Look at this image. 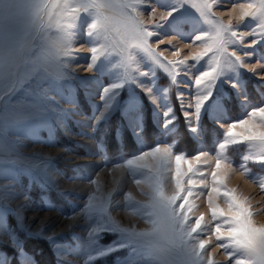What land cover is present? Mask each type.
<instances>
[{
  "label": "snow or ice",
  "instance_id": "1",
  "mask_svg": "<svg viewBox=\"0 0 264 264\" xmlns=\"http://www.w3.org/2000/svg\"><path fill=\"white\" fill-rule=\"evenodd\" d=\"M230 2L233 5L230 11L224 7L219 9L222 14L230 17L225 23L216 18L214 6ZM186 5L195 8L199 18L189 12ZM237 9L240 14L236 19L242 21L251 17L259 25L258 32L256 26L250 29H236L232 26V14ZM145 11L148 12L149 22L155 20L159 13V22L153 23L151 28L146 27L141 19ZM54 12L62 18V23L58 24L62 34L55 41L37 43V38L45 27V17L50 22ZM82 13L84 15H81ZM186 14L191 20L185 18ZM81 27L83 35L87 37L85 44L91 52L87 67L95 71L97 79L109 77V82L102 87L100 96L103 110L97 109L99 115L93 113V133L101 123H107L115 112L121 110L120 90L126 85L129 89H132L133 84L140 87L147 92L153 103L158 95L166 93L167 89L157 87L154 67H137L138 75H132V63L139 66L150 62L164 68L171 76V83L179 84L183 81L176 80L173 68L183 65L185 75L191 76V69L197 67L209 52L212 55L206 61L207 67L198 68V74L194 77L195 93H178L185 118V129L189 138L200 144L209 131L206 121L226 126L223 133L225 139L218 145L219 150L214 157L215 166L210 173L212 187L207 197L208 208L212 219L217 221L210 232L206 225H202L203 214L194 219L189 215L194 208V204L189 203V197H198L203 193H194L191 187L186 189L182 180V177L193 171L194 161H200L202 156L210 155L208 151L199 149L190 159L184 154L185 150L179 154L174 153L176 145L180 142L177 135L172 143L161 139L149 150L142 149L138 154L123 158L116 164H110L107 155H103L101 158L105 162L104 168L110 171L124 166L132 169L137 161H144L147 157L158 162L157 172L148 176L145 181L136 179V172L133 170L134 183L138 187L142 183L148 185L149 191H141L146 197V202L136 200L131 192L123 194L122 205L119 200L109 199L112 207L131 211L143 218L150 228L137 231L135 228L121 227L113 220L109 207L104 203H94L95 197L90 195L84 207L79 209V212L90 219L89 253L85 264H92L96 257H104L121 250H126L123 258L117 257L122 260V264H213L210 256L205 259L208 240L202 237L206 232L221 242L217 247L225 250V255L232 264H264V224L255 222L256 212L261 210H253L249 198L236 195L235 189L220 187L226 175L221 172L224 167L233 171L240 169L250 181L258 183L264 190V176L252 175L247 166V162L253 159L264 166V91L260 93L259 106L250 107L248 78L241 72V69H247L254 77L264 80V47H254L264 43V0H252L248 3L241 0H199V3L195 0H0V177L9 181L0 185L6 193L0 195V224H3L7 214L14 212L18 220H22L18 210L8 206L10 201L20 195L26 200L29 199L27 192L16 182L18 175L27 174L33 182L45 187H59L52 179L54 158L26 156L22 148L24 139L29 133L34 136L36 127L46 125L52 120L63 125L71 115L77 114V86L71 81H77L78 86L85 91L89 88V80L75 75L72 71L74 61L80 59L75 55L79 51L75 43ZM245 35H258L260 39H253L244 44ZM169 36V44L172 40H179L191 47L189 41H202L200 46L203 52L191 57L196 64L187 65V57L177 61L173 67H169L173 65L172 61L164 64L161 59L163 52L157 53L152 45L164 43L165 38ZM153 37L156 39L153 40ZM231 45L252 47L253 50L240 52L239 47H234L229 51ZM50 47L56 50L55 71L52 72L40 62ZM172 55L179 56V49L172 51ZM252 57H255V60ZM258 68L261 71H257ZM120 69H123V72L119 71ZM141 76L149 79L141 80ZM225 84L231 85L235 92L225 95ZM21 88L25 94L14 103L12 97ZM256 88L260 91L264 89V84H258ZM135 95L134 91L131 92V96ZM185 95L194 96V104L190 99L185 106ZM233 95L242 109V115L236 119H231L228 114V102ZM61 101L69 107H63ZM160 107L163 109L162 114L155 108L152 109L155 125L160 128L159 135L167 137L174 131L178 133V129L169 127L176 119L172 107L167 103L161 104ZM129 112L134 115L129 116ZM122 115L128 121L132 137L135 141L143 143L146 123L142 106H125ZM237 128L244 131L234 132ZM117 134L120 137L119 129ZM230 142H258L252 146L260 154L255 158L244 155L239 165L233 164L223 152ZM49 143L51 145V141ZM98 147L102 148L103 145L99 144ZM173 160L172 179L175 190L169 193L166 191L163 170L171 168ZM182 163L188 164L187 172L182 170ZM149 171L151 172V169ZM197 171L199 175H204L202 171ZM261 171H264V168ZM77 179L78 176L67 177L69 183ZM89 183L96 184L97 181L90 179ZM193 183V179L189 177L187 184ZM221 191L226 198V210L213 203L211 193L219 195ZM38 210H51V207L45 202L44 208ZM64 215L65 218L71 219L76 213ZM101 233L117 235L110 244L99 245ZM8 238L17 249L19 264H24L25 254L11 231H8ZM47 238L54 246L58 244L53 236ZM0 264H8V258L0 257Z\"/></svg>",
  "mask_w": 264,
  "mask_h": 264
},
{
  "label": "rangeland",
  "instance_id": "2",
  "mask_svg": "<svg viewBox=\"0 0 264 264\" xmlns=\"http://www.w3.org/2000/svg\"><path fill=\"white\" fill-rule=\"evenodd\" d=\"M199 3V0H195ZM241 2L248 3L252 0H241ZM232 3L220 5L219 3L214 6L216 11V18L227 23L230 17L227 14H222L219 9L224 7L228 11L232 8ZM189 12H191L196 18H199V13L191 5H186ZM240 14V10L232 14V26L236 29L252 28L256 26L257 32L259 31V25L251 17H246L240 21L236 19ZM81 15H84L83 13ZM186 19L191 20V17L186 14ZM145 26L151 28L153 23L159 22V13L155 20L149 22L148 12L145 11L141 17ZM62 23V18L53 13L52 19L49 22L45 17V27L37 38V43L55 41L62 33L58 26ZM175 23V21H173ZM207 27V26H205ZM164 31V29H160ZM153 40L156 37L152 38ZM171 37H166L164 43L153 44V48L159 52H163L164 64L167 65L168 61H172L173 67L179 60H184L187 57L185 63L187 65L196 64V61L191 57L198 53L203 52V48L200 46L202 41L191 40L192 46H187L186 43L179 40H172L169 44L168 40ZM239 39V37H237ZM253 39L259 40L260 37L256 36H244V44L250 43ZM87 37L83 35V28L81 27L80 35L76 39L75 47L79 49L75 53L80 57L79 60L74 61V67L72 71L75 75L88 79L89 88L87 91L78 86L77 81H71L73 85H76L75 98L78 102V108L76 113L71 115L63 125L57 123L55 120L49 121L46 125L38 126L34 129V136L29 133L28 137L24 139V146L22 148L23 153L26 156H39L41 158L52 157L54 158L52 169V179L55 180L59 187H53L48 185L42 186L37 182H33L32 178L27 175H18L16 182L27 192L29 199H24L23 195L14 199L8 203V206L14 210H18L19 216L22 220H18L17 214H7L4 218L3 224H0V257L6 256L8 258V264H19L17 258V249L12 241L8 238V231H11L19 244V247L24 252V264H85L89 253V224L90 219L84 213L79 212V209L83 208L90 195H94V203H104L109 207L113 220L121 227L135 228L137 231H143L150 228V225L145 222L143 218L133 214L131 211L118 210L109 204V199L119 200L120 204L124 203L123 194L131 192L136 200L141 203L146 202V197L141 194V191H149L148 185L142 183L139 187L134 183L133 170L136 172V179L145 181L148 176L154 175L158 170V162L147 157L144 161H137L136 165L130 169L128 166L113 168L111 171L108 168H104V160L101 158L103 155H107L110 164H116L123 158H131L134 154H138L142 149L149 150L151 146L158 143L161 139L166 140L167 143H172L173 139L179 135L180 142L176 145L174 153L179 154L182 150L184 154L190 159L199 149H203L210 153L209 156H202L200 161H194L192 164L193 171L188 173L187 176L182 177L185 182L184 186L187 189L191 187L194 193H203V195L189 197V203L194 204L193 211L189 214L193 217L204 215V221L202 225H206L209 232L213 229L214 221L211 216V212L208 208V193L212 187L211 169L215 166V154L219 150L218 145L225 139L223 133L226 131V126L222 127L219 124H211L207 122V128L209 131L204 137L203 143L197 144L189 138V133L185 129V118L182 114L180 98L178 93H195L196 86L194 84V77L198 74V68L203 66L207 67L206 61L212 55L211 52L204 56L197 67L191 69L192 75H185L183 65H179L173 68V72L176 75L177 81H183V83L172 84L171 76L164 68L157 65H152L150 62L140 64H131V74L138 75L136 72L137 67L144 69L146 67H154L156 72L157 87L160 89H167L166 93L158 95L153 103L147 92L135 84L129 89L126 85L121 91V110L115 112L111 119L107 123H101L98 130L93 133L91 131L92 125L95 121L92 119L93 113L99 115V112L103 110V101L100 99L102 95V87L109 82V77L97 79L96 73L93 69L87 67L88 57L91 56L90 49L86 46L85 41ZM234 47H239L240 52L252 51V47H244L243 45H231L229 51ZM255 48L264 47V43L257 44ZM179 49L180 55H172V51ZM56 50L49 48V52L41 58V64L49 70V72L55 71L54 57ZM143 55V53H141ZM248 60V57H242ZM255 60V57H252ZM119 71L123 72V69ZM261 71V69H257ZM241 72L248 78L247 79V93L249 95L251 104L250 107L259 106L261 102V89L257 90L256 85L264 84V80H260L254 77L252 73L247 69H241ZM141 80L147 81L148 77H139ZM191 87H188V86ZM27 87V85H25ZM225 95L234 93L235 90L231 88V85L225 84L223 86ZM135 92V96H131V92ZM24 89L21 88L12 97L15 103L18 99H22L24 96ZM215 94V93H214ZM195 102L194 96L190 97L185 95L183 101L185 106L189 100ZM63 107L68 108L67 103H63ZM167 103L173 109V114L176 117L174 123L170 125V128L178 129L177 132H173L167 137H161L159 135L160 128L156 127L153 120L152 109L155 108L162 114L163 109L161 104ZM140 104L145 114L146 123V135L143 143L135 141L132 137L131 131L128 127V121L122 115V111L125 106L129 108ZM192 111L193 109H188ZM228 114L231 119H236L242 115V109L239 101L233 95L228 102ZM134 113L129 112V116ZM195 121V117H192ZM120 130V137H118L117 130ZM214 129V130H213ZM243 129H234V132L241 133ZM39 140L40 142H35ZM51 141V145L49 143ZM258 142H243V143H229L223 150L224 154L231 159L233 164L239 165L241 158L244 155H249L253 158L257 157L260 153L252 145ZM102 144L103 147L99 148L98 145ZM37 163H39L37 161ZM247 166L251 169L252 175L264 176V171H261L264 166L260 165L255 160H249ZM151 169V172L149 171ZM188 164L182 163V170L187 172ZM204 173L203 176L198 174V171ZM222 173H226L223 187L228 189H235L236 195L241 197H248L253 210L260 209L256 212L255 222L257 224H264V190L260 188L258 183H254L248 179V176L244 174L240 169L230 170L224 167L221 168ZM174 173V160L171 163V168L163 170V176L165 178L166 191L169 193L174 192V181L172 179ZM78 176L79 179L72 183H69L67 177ZM191 177L194 181L193 184L188 185L187 180ZM90 179H95L96 184L89 183ZM200 181H206V183H200ZM9 181L0 177V185H5ZM61 193H66L62 195ZM70 194V195H68ZM0 195H6L4 189L0 187ZM213 203L221 209H227L225 203V197L221 193H211ZM45 202L51 207V210H38V208H44ZM63 213V214H62ZM76 215L71 218H65L64 214ZM115 233L107 234L101 233L102 238L99 239V245H107L116 238ZM53 236L58 242L54 246L47 237ZM208 240L205 249V259L208 256L211 257L213 264H232L228 256L225 255L223 248L217 247L220 241H216L214 235H209L206 232L203 237ZM67 253V254H61ZM126 254V250H121L113 254H109L104 257H96L92 264H122V260H118L117 257L123 258Z\"/></svg>",
  "mask_w": 264,
  "mask_h": 264
}]
</instances>
